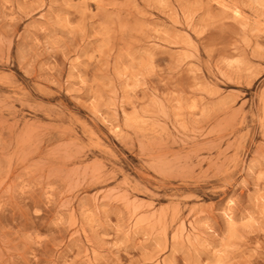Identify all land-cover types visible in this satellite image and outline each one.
Instances as JSON below:
<instances>
[{"label":"rangeland","instance_id":"374dc122","mask_svg":"<svg viewBox=\"0 0 264 264\" xmlns=\"http://www.w3.org/2000/svg\"><path fill=\"white\" fill-rule=\"evenodd\" d=\"M0 264H264V0H0Z\"/></svg>","mask_w":264,"mask_h":264}]
</instances>
